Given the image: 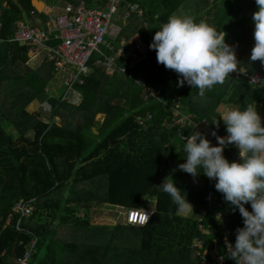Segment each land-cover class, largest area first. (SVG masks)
I'll return each mask as SVG.
<instances>
[{"label": "trees", "instance_id": "1", "mask_svg": "<svg viewBox=\"0 0 264 264\" xmlns=\"http://www.w3.org/2000/svg\"><path fill=\"white\" fill-rule=\"evenodd\" d=\"M40 1L41 11L36 0H0V264H20L28 252L26 264H218V257L238 264L254 252L264 260V113L255 111L264 106V84L248 76L264 75V0H216L213 11L205 9L208 0H122L114 18L120 28L103 45L106 54L119 53L117 70L98 66L95 53L82 83L66 84L60 96L48 91L55 62L47 57L36 68L29 64L33 45L8 40L20 21L46 23L56 4L106 1ZM134 4L143 13L124 24ZM181 7L192 16L179 25ZM252 7L256 13L247 16ZM132 36L149 49L137 62L127 44L120 51ZM188 36L219 53L176 48L174 38ZM160 52L170 57L158 59ZM232 54L247 74L223 63ZM152 89L160 95L147 99ZM71 91L78 103L65 97ZM36 99L47 112L26 109ZM221 106L232 109L226 119ZM176 110L194 123L206 120L217 138L229 136L223 154L210 153L203 130L177 125ZM98 113L105 118L94 133ZM32 198L36 209L19 229V214L8 224L15 203ZM188 200L194 214L183 212ZM105 203L154 212L142 227L76 217L77 208Z\"/></svg>", "mask_w": 264, "mask_h": 264}, {"label": "built area", "instance_id": "2", "mask_svg": "<svg viewBox=\"0 0 264 264\" xmlns=\"http://www.w3.org/2000/svg\"><path fill=\"white\" fill-rule=\"evenodd\" d=\"M106 3L102 7H91L85 2L74 4L71 2H65L63 4H56L53 6L50 12L49 18L44 22H38L32 24L29 22L20 21L16 25V33L12 39L8 41L20 42L21 44H32L34 49L32 53L39 55L42 51H46V57L49 60L54 61L56 64V70L67 71L66 84L69 88L73 82L79 80L82 83L80 75L88 71L89 62L91 61L95 53H100L102 56L96 61V64L103 67L108 73L113 74L117 70L115 63L116 57L119 55L106 54L103 48V44L106 42L107 35L111 32V27L114 23V18L118 14L121 7L122 0H105ZM131 13H143L139 4L131 5L130 11L126 14V18ZM1 29V25H0ZM1 40V38H0ZM174 44L176 48H200L202 51H217L216 48H212L211 45L205 41H198L193 36H188L184 39L174 38ZM128 45L134 52V56L137 61L148 57L149 49L147 45L135 36L129 39L123 38L121 40L120 51L124 48V45ZM158 59H167L170 57V53L160 52ZM224 64H228L233 68L236 74H247V70L239 68L238 62L235 57L222 58ZM136 62L131 63L133 67ZM121 71L125 72L126 68L121 67ZM250 77L251 84L259 85L264 84V75H248ZM142 79H137V82H141ZM143 82V81H142ZM74 92V91H73ZM79 95L76 91L74 92ZM160 92L152 89L147 94V99L155 97L157 98ZM174 120L177 125L183 127L194 126L197 129L203 130L208 135L211 141L212 148L210 153L214 155L223 154V150L226 141L230 140L229 136L217 138L210 129L206 120L194 123L187 115L183 114L180 110H176ZM150 115H146L145 118H138L139 124H143L144 121L149 120ZM190 145L197 144V138L194 136L188 140ZM204 144V143H202ZM245 184L249 185V182L245 180ZM257 187H252L251 192H255ZM35 198L30 200H19L13 207V212L10 215L8 224H11L15 218V214H19L17 229L22 221L23 217L32 214L36 209L34 204ZM153 208H139L129 207L126 208L125 222L132 225L145 226L150 221ZM264 239V229L262 232ZM227 246L230 247V241L227 240ZM30 258L28 252L24 258H21L19 263L26 264ZM218 264L224 263L223 257L217 258ZM238 264H264V260L254 252L249 253L240 258Z\"/></svg>", "mask_w": 264, "mask_h": 264}, {"label": "rangeland", "instance_id": "3", "mask_svg": "<svg viewBox=\"0 0 264 264\" xmlns=\"http://www.w3.org/2000/svg\"><path fill=\"white\" fill-rule=\"evenodd\" d=\"M36 2H40L43 4V6L40 8L38 5H36L37 9L38 10H43L44 7L46 6V3L43 2V1H40V0H36ZM209 4L206 6L205 9H211V11L213 10H216L217 9V5L215 3L216 0H208ZM34 3H35V0H34ZM256 6V5H255ZM216 7V8H215ZM186 8L184 7H181L179 12H178V19L179 20H184L185 21V18L186 16L188 15V11L185 10ZM257 9L252 7L249 9V11L247 12V16L249 15H252L254 13H256ZM243 14L240 15V17H242ZM191 16L192 14H189L186 21L188 19H191ZM203 17L204 20H207L208 17H206V14H205V10L202 12V14L200 15ZM124 24H126L127 22V18H124ZM182 20V21H183ZM236 24V23H235ZM233 24V26L235 25ZM120 28V26L115 23H113L112 27H111V33L114 35L116 33V30ZM108 35H111V34H108ZM232 41H233V37L230 36L228 42H227V47H230V45L232 44ZM105 44V43H104ZM103 44V45H104ZM227 47H224L223 50L225 51L227 49ZM237 47V44L235 45L234 49ZM40 56L39 57H36V55H33V53H31V59L33 58L34 61H30V65L31 64H34V65H37V68L38 66L41 64H43L44 62V58L46 57V51L44 50L41 54H39ZM232 56L235 57V59H237L236 57V54H232ZM135 57V56H134ZM40 67V66H39ZM64 73V72H63ZM206 78V75H202L200 74L198 76V79L200 80H204ZM59 75L57 74V77H56V80L51 82V85L50 87L48 88V91L52 94H56L58 96L61 95V91L62 90H65V85H66V77L62 82H59ZM66 91L68 92L69 89ZM67 92L65 93V97L67 98V96L73 101V102H77V99L79 98L78 95L76 93H74L73 91H71V93H68ZM73 92V93H72ZM68 99V98H67ZM45 104L42 102V100L40 99H37L36 101L30 103L26 109L30 112H34L36 110H41L43 108V112H47L48 110L44 107ZM260 107V108H258ZM231 107H226V106H221L218 108V112L222 114V117L224 119L228 118V116L231 114ZM255 111H259L261 113H264V106H258V105H255ZM264 116V114H261L259 117H262ZM57 122H61V119L60 118H56ZM104 121V114H97L96 115V118H95V124L93 126V132L94 133H98V130H99V127L101 126V124L103 123ZM11 129V127H10ZM175 170H177V168H175ZM99 183H97L98 185ZM100 185V184H99ZM98 188V187H97ZM149 202H153V200H149ZM193 201L192 200H188V202L186 203V205L184 206L183 208V212L184 213H189V214H194L197 210V208L195 206H191L190 204H193L192 203ZM149 203V204H150ZM144 208H151V207H148L147 205H144ZM115 211H117L118 213H116ZM126 211V208H120V207H117V206H113V205H109L107 203L105 204H102L101 206H98V207H93L89 210H86L85 208H77V211H76V217H78L79 219H86L88 218L90 220V223L93 224V225H98V224H105V225H114L118 222V220H121L122 222H125V214L124 212ZM118 214V215H116ZM264 229V227H263ZM264 251V250H263Z\"/></svg>", "mask_w": 264, "mask_h": 264}, {"label": "crops", "instance_id": "4", "mask_svg": "<svg viewBox=\"0 0 264 264\" xmlns=\"http://www.w3.org/2000/svg\"><path fill=\"white\" fill-rule=\"evenodd\" d=\"M188 12H189L188 15L191 14L190 11H188ZM177 17H178V16H177ZM182 20H183V19H182ZM182 20H179V19H178L179 25H181L183 22H185L184 20H183V21H182ZM185 20H186V19H185ZM42 52H43V51H42ZM42 52H41V53H42ZM31 53H32V52H31ZM41 53H40V54H41ZM33 55H34V54H33ZM39 56H40V55H37L36 57H39ZM34 57H35V56H34ZM34 57H33V58H34ZM33 58L30 59L31 62L34 61ZM44 59H45V58H44ZM31 65L37 68V65H34V64H31ZM39 66H41V64H40ZM39 66H38V67H39ZM58 75H59V76H62V74L60 75V72H58ZM62 77H63V76H62ZM55 80H56V77L53 79V81H55ZM59 82H62V83H63V81H61L60 79H59ZM78 97H79V98L77 99V102H76V103L79 102L80 95H78ZM36 100H37V99H36ZM36 100H34V101H36ZM34 101H33V102H34ZM42 102H43V101H42ZM98 114H104V113H98ZM104 118H105V114H104ZM118 207H119V206H118Z\"/></svg>", "mask_w": 264, "mask_h": 264}]
</instances>
